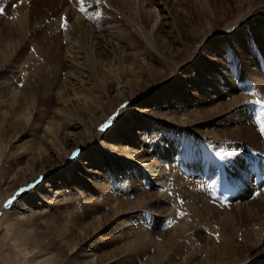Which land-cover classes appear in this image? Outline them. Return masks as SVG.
I'll return each instance as SVG.
<instances>
[{
    "label": "bare ground",
    "instance_id": "obj_1",
    "mask_svg": "<svg viewBox=\"0 0 264 264\" xmlns=\"http://www.w3.org/2000/svg\"><path fill=\"white\" fill-rule=\"evenodd\" d=\"M55 1L59 13L46 25L64 34L57 45L65 64L45 38L39 54L19 62L13 40L23 43L27 14L16 18L22 39L0 41V264H165L154 231L171 218L185 223L183 215L149 217L153 209L119 196L144 183L177 206L180 190L216 175L219 156L236 171L219 180L230 177L238 197L256 189L243 185L262 155L241 147L245 125L212 138L215 148L191 128L206 104L241 110L249 121L245 74L264 86V0H83L85 12L80 0ZM156 70L150 84L145 73L154 79ZM104 199L110 210L97 203ZM107 229L98 242L93 234Z\"/></svg>",
    "mask_w": 264,
    "mask_h": 264
},
{
    "label": "rangeland",
    "instance_id": "obj_2",
    "mask_svg": "<svg viewBox=\"0 0 264 264\" xmlns=\"http://www.w3.org/2000/svg\"><path fill=\"white\" fill-rule=\"evenodd\" d=\"M21 1L23 0H0V8L4 7V11L0 13V37L3 38H0V41L3 43H8L12 36L14 39L17 38L16 40L19 42L20 39H22V35L19 32L20 26H18V23L19 20L23 19V17L27 14L26 19H29V24L26 29H29L25 30L27 34L26 32L23 34V45L19 43L20 45L18 44V46L17 42L13 40V43L16 45L14 47L18 48V51L14 52V55L17 56L19 62L27 64V61L30 60L34 53L38 52L37 54H39L40 49L39 47L37 49V46L35 45L37 41L42 40L43 42L44 40L42 38H45L46 40H49L55 44L54 49H52V53L55 54L54 58L57 57L58 60L60 59L59 61L65 64L67 56L66 50L60 49L57 45L59 41H62V39L65 38L64 34L57 35L56 30L50 29L49 26L46 25L51 20L55 19L56 15L59 13L57 8L58 4L56 3V1L52 2V0H27L29 5L26 6L25 9H23L20 5ZM14 2L16 4L15 6L13 5ZM145 6L146 5L144 3V7ZM16 18H18L19 20ZM159 19L162 20L161 18ZM1 30L3 32H1ZM16 30L18 32H14ZM250 40L252 39L249 38V43H251ZM253 44L254 43L252 40V45ZM9 49L14 48L11 47ZM28 53L32 54L29 55ZM138 58L140 60H143L144 56L138 53ZM6 66L7 65H3L4 68ZM139 70L140 68L137 69V71ZM157 70L154 72V79H152L150 75L145 73V78L146 80H149L150 84L156 79ZM251 78L256 80L257 82H260V80L256 79V77L250 75L249 73L245 74V80L247 82L251 83ZM251 84L254 83L252 82ZM115 87L117 88V86ZM255 88L256 90H253L252 93L250 92L251 90L249 91V95L251 96V98H249L250 101L255 100L253 98L254 96L259 97L260 92L264 90V86L262 85H260L259 88ZM115 91H113L112 96L116 94ZM150 102H152V100H150ZM218 103L219 101L216 102V104ZM151 108L156 109L157 107L154 106V104H151ZM192 111H195L194 107H191L188 110V114H190ZM246 111L247 118H249L250 113H252L253 111H250L249 107H247ZM122 112H124V110L122 111L121 109L120 114L118 115H122ZM213 112H215L216 115ZM242 112L241 110L233 109L232 107H218V105L211 106L210 104L203 105L202 112L198 120L194 123V127L191 128V133L197 135L198 137L196 139H200V141L206 138L208 141H205L207 142L208 146L215 148L213 144L211 145V142L213 140L212 138H219L225 135L226 132L232 131L239 126L245 125L246 133L249 134L245 137L244 143L241 145V147L245 148L246 152H249L252 158H256L253 157V152L264 155V152H262L264 148V140L262 139L264 134H261L258 127H254L250 119L249 121L247 120V122L242 121L240 117L244 116L242 115ZM133 113L138 114L137 112ZM115 124H117V122ZM188 127L190 128V124H188ZM225 138L226 137L223 136V139ZM245 143H248V145L250 144L249 146L251 148H254V150L251 148H246L244 145ZM215 144L219 145V143ZM213 150L215 151V149ZM217 151H221V149H218ZM196 153L197 155L200 154L198 151ZM235 154L236 152L232 153L231 156ZM215 161L217 164V158ZM232 162L236 166V162L239 161H234L233 159ZM228 166L230 168V164H228ZM217 167L219 169L217 170L218 172L220 171V167L218 166V164ZM241 168L242 166L239 167V171L241 170ZM228 172L226 173L231 176L236 175V171L234 169L230 168ZM243 172L245 173V170H243ZM204 175L206 176L207 174L205 173ZM47 184L48 182L45 181L44 186ZM137 184H134L131 188L128 189L129 192L126 196H119V198L126 199L127 203L131 207L135 208V206L137 205L135 209H137L138 207L153 209V212H151L149 217L158 216L159 213L162 214V217L170 213L172 214V216H175L176 214L181 215V213H184V217L182 216V218L185 219V223H181L180 221V223L176 222L177 220H173V218H171L172 221L170 219L167 221L169 225L166 223H161L154 231V237L160 236L161 238L160 251L165 252L164 258L165 260H168V262H165L164 260L163 263L264 264V191H261L258 194H252L250 198L246 199V201L231 204L227 209H223L220 205L214 202L211 203V201L205 199L204 197L201 199L198 198L197 200H195V197H191L192 191L200 193L199 190L195 188V186L201 185L200 183L198 185L194 184V186L191 187L188 186L189 189L185 188L180 190L179 198L181 199V201L177 206H174L168 199L162 198L159 195L158 190L151 189L149 184L141 183L142 185H144L143 187H140ZM67 192H70L69 188L67 189ZM71 195L72 194H70V197ZM104 195L107 199H112L109 196L108 192H104ZM146 197H150V201H148L149 203L143 200V198L145 199ZM100 200L97 202L99 205L105 207L107 210H110L112 208V204L110 203L111 201H107L109 205H106V203H104L105 199L103 200V202ZM27 201L32 202L33 199H27ZM110 205L111 207H109ZM207 207H210L211 209L208 210ZM97 217L98 215L96 216V218ZM178 220L182 219L178 218ZM175 222L177 226L174 224ZM93 236L98 239V242H105L106 238L109 237V230H104L99 236L96 234H93Z\"/></svg>",
    "mask_w": 264,
    "mask_h": 264
},
{
    "label": "snow or ice",
    "instance_id": "obj_3",
    "mask_svg": "<svg viewBox=\"0 0 264 264\" xmlns=\"http://www.w3.org/2000/svg\"><path fill=\"white\" fill-rule=\"evenodd\" d=\"M96 2L97 3H100V0H96ZM80 3H81V7H80V11L81 12H85L86 11V9L84 8V6H83V0H80ZM4 10L2 9V8H0V13H2ZM99 15H100V13L99 12H97L96 13V17H99ZM96 17H90V18H96ZM61 24H60V27L61 28H66L67 27V18L66 17H61ZM247 103H252V104H261V111H264V103H262L261 101H248ZM110 120H111V118H110ZM110 122V121H109ZM260 132H261V134H264V125H262L261 126V128H260ZM221 151H223V150H221ZM221 153H217V155H220ZM74 155H75V153H74ZM21 193L22 192H24L25 191V189H20L19 190ZM14 199V198H13ZM13 199H10V200H8L6 203H5V207H8L10 204H12V202H13ZM181 215H184V213H181ZM171 223V222H170ZM217 236H218V234H217Z\"/></svg>",
    "mask_w": 264,
    "mask_h": 264
}]
</instances>
